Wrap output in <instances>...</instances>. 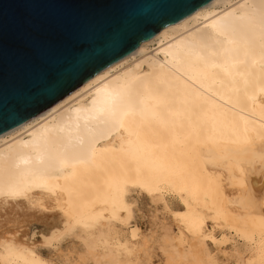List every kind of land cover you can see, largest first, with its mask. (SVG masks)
Returning <instances> with one entry per match:
<instances>
[{
    "label": "bare ground",
    "instance_id": "1",
    "mask_svg": "<svg viewBox=\"0 0 264 264\" xmlns=\"http://www.w3.org/2000/svg\"><path fill=\"white\" fill-rule=\"evenodd\" d=\"M133 193L159 264H264V0H213L1 135L0 264H63L40 249L68 240L66 264H155Z\"/></svg>",
    "mask_w": 264,
    "mask_h": 264
},
{
    "label": "water",
    "instance_id": "2",
    "mask_svg": "<svg viewBox=\"0 0 264 264\" xmlns=\"http://www.w3.org/2000/svg\"><path fill=\"white\" fill-rule=\"evenodd\" d=\"M213 0H0V136Z\"/></svg>",
    "mask_w": 264,
    "mask_h": 264
},
{
    "label": "rangeland",
    "instance_id": "3",
    "mask_svg": "<svg viewBox=\"0 0 264 264\" xmlns=\"http://www.w3.org/2000/svg\"><path fill=\"white\" fill-rule=\"evenodd\" d=\"M156 48V45H152L149 49V52L153 51ZM133 219L132 224H135L139 228V247L141 246V242L143 237L150 240V247H148V251L151 252V255L153 256V261L155 264H159L161 261H163L164 257L161 255V252L156 248V245H154L153 240H156L157 237H159V234L161 233V226H159V221L154 219V215L156 214L154 210V206L152 203V199L150 196L146 195L145 193L137 194L133 193ZM169 199L171 197L169 196ZM170 206L173 210H177L178 205L180 202L177 199H173L170 202ZM159 216V215H158ZM48 215L39 213L37 215V218L35 217H26L24 221L22 222V225L24 226L23 231L25 232L26 238L30 243L36 242L39 243L42 240V236L46 235L48 225L52 222L53 218H47ZM162 218V216H160ZM164 221L170 222L171 217L165 216L163 218ZM77 245L72 240L65 241L61 247L57 250L53 249H46L41 248L40 252L42 255L52 262H63V264H66L67 257L66 255L77 256L74 253V248H76ZM146 250V249H145ZM214 250V248H213ZM148 253V252H147ZM236 264V263H233Z\"/></svg>",
    "mask_w": 264,
    "mask_h": 264
}]
</instances>
